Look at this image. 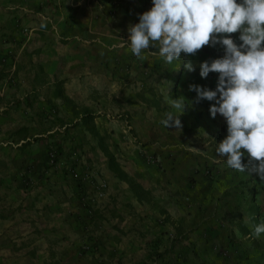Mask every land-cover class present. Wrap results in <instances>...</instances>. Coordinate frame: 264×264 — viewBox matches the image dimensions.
I'll return each mask as SVG.
<instances>
[{"label": "crops", "instance_id": "1", "mask_svg": "<svg viewBox=\"0 0 264 264\" xmlns=\"http://www.w3.org/2000/svg\"><path fill=\"white\" fill-rule=\"evenodd\" d=\"M151 7L139 0H0V91L11 77H28V83L53 82L71 98L74 92L98 91L101 84L118 88L126 99L134 95L136 126L142 128L150 112L152 149L165 165L161 172L155 162L147 163L155 180L148 189L157 194V179L167 191L164 200L142 203L135 196L117 202L116 194L112 200L95 194L87 209L59 194L58 203L53 192L32 194L30 219L0 222V264H264V234L252 235L264 222V181L228 168L216 156L226 123L219 115L212 119L209 102L195 103L196 93L189 91L193 83L215 87L217 74L202 79L199 64L223 50H200L191 57L197 65L192 73L181 61L166 64L150 50L135 57L125 41L128 27ZM172 80L180 83L175 96L192 123L176 134L161 123L165 116L158 117L163 106L148 100V94L158 99V88ZM19 97L17 106L31 107L28 94ZM212 163L216 183L185 181Z\"/></svg>", "mask_w": 264, "mask_h": 264}, {"label": "rangeland", "instance_id": "2", "mask_svg": "<svg viewBox=\"0 0 264 264\" xmlns=\"http://www.w3.org/2000/svg\"><path fill=\"white\" fill-rule=\"evenodd\" d=\"M139 1L146 4L151 2ZM179 72L180 68L174 74L177 81L181 77ZM170 77L173 79L172 75ZM27 78L23 82H16L11 77L0 91L3 96L0 97V110L3 109L0 111V222L6 224L8 221L30 219L28 208L32 194L42 196L53 192L56 201L59 194L61 200L71 201L82 209L95 204V194L99 199L107 197L105 200H112L116 194L117 202L133 199L129 185L110 171L99 139H95L79 122L78 114L84 108L96 115L95 125L105 138L103 143L122 169L151 193L153 202L166 198L167 191L161 180L156 179L155 187L159 188L157 194L147 186H152L155 181L148 164L155 162V170L161 172L165 165L162 154L152 149L156 142H152L151 138L150 112L144 114L147 122L141 124L142 128L136 126V119L140 116L135 112L134 95L126 99L118 88L113 90L109 84H101L98 91L74 92L75 97L71 98L53 82L28 83ZM173 81L161 84L158 99L150 98L148 94V100L151 103L158 100L163 106L165 113L158 116L160 120L168 113L181 115L182 127H171L176 134L184 127L192 126V123L186 106L184 111L183 107H175L177 103L183 105V102L175 96V88L179 89L180 83L175 85ZM25 94H28L30 108L25 106L26 103L17 106L15 102ZM61 94L62 98L56 101L55 97ZM194 129L199 133L198 128ZM58 152L61 155L54 165L52 159ZM209 166L216 169L214 177L205 172ZM201 167L195 169L194 176L187 177L185 181L194 186L199 181L213 184L219 180L216 163ZM163 183L169 184V181ZM126 186L128 189H124Z\"/></svg>", "mask_w": 264, "mask_h": 264}, {"label": "clouds", "instance_id": "3", "mask_svg": "<svg viewBox=\"0 0 264 264\" xmlns=\"http://www.w3.org/2000/svg\"><path fill=\"white\" fill-rule=\"evenodd\" d=\"M151 4L138 14L139 22L128 27L125 41L132 55L143 58L150 50L169 65L182 60L183 68L192 73L197 65L191 57L205 47H221V56L199 64L202 79L217 74L215 87L193 83L189 91L196 93L195 103L209 102L212 119L219 115L226 123L216 156L228 168L264 181V0H151ZM175 107L184 111L185 104ZM180 116L168 113L161 123L179 129ZM262 234L264 222L252 232L256 238Z\"/></svg>", "mask_w": 264, "mask_h": 264}, {"label": "trees", "instance_id": "4", "mask_svg": "<svg viewBox=\"0 0 264 264\" xmlns=\"http://www.w3.org/2000/svg\"><path fill=\"white\" fill-rule=\"evenodd\" d=\"M79 122L83 127L95 138L99 139V144L102 152L108 159V166L112 173L116 175L121 181L126 182L129 185L130 191L138 199L140 203L142 202H151L152 197L151 193L143 188V186L129 176L121 167L115 156L110 152L109 148L104 145L105 138L101 136L96 128L95 119L97 118L94 113L88 109L84 108L82 112L78 114ZM61 155V152H58L52 159L54 165L58 162V157Z\"/></svg>", "mask_w": 264, "mask_h": 264}, {"label": "built area", "instance_id": "5", "mask_svg": "<svg viewBox=\"0 0 264 264\" xmlns=\"http://www.w3.org/2000/svg\"><path fill=\"white\" fill-rule=\"evenodd\" d=\"M213 168H214L213 166H209V168L208 167L205 168L206 174L209 175L210 177H214V175H215L216 169L214 168L215 169L214 170Z\"/></svg>", "mask_w": 264, "mask_h": 264}]
</instances>
